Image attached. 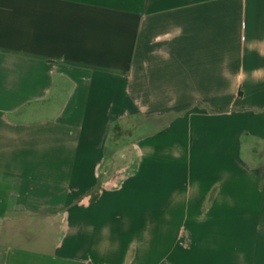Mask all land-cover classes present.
Masks as SVG:
<instances>
[{
	"label": "crops",
	"instance_id": "obj_1",
	"mask_svg": "<svg viewBox=\"0 0 264 264\" xmlns=\"http://www.w3.org/2000/svg\"><path fill=\"white\" fill-rule=\"evenodd\" d=\"M0 264H264V0H0Z\"/></svg>",
	"mask_w": 264,
	"mask_h": 264
}]
</instances>
